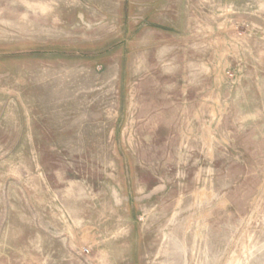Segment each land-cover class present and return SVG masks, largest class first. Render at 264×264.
<instances>
[{
	"label": "rangeland",
	"instance_id": "1",
	"mask_svg": "<svg viewBox=\"0 0 264 264\" xmlns=\"http://www.w3.org/2000/svg\"><path fill=\"white\" fill-rule=\"evenodd\" d=\"M0 264H264V0H0Z\"/></svg>",
	"mask_w": 264,
	"mask_h": 264
}]
</instances>
